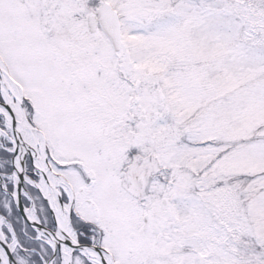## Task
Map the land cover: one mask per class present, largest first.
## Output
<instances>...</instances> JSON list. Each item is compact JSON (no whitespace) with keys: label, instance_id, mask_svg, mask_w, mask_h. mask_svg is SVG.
Instances as JSON below:
<instances>
[{"label":"snow or ice","instance_id":"obj_1","mask_svg":"<svg viewBox=\"0 0 264 264\" xmlns=\"http://www.w3.org/2000/svg\"><path fill=\"white\" fill-rule=\"evenodd\" d=\"M0 264H264V0H0Z\"/></svg>","mask_w":264,"mask_h":264}]
</instances>
